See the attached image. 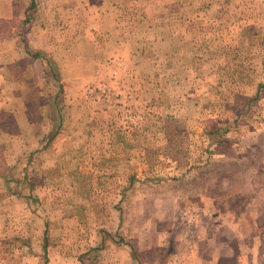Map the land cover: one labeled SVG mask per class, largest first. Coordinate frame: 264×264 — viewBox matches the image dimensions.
Here are the masks:
<instances>
[{
  "label": "rangeland",
  "instance_id": "374dc122",
  "mask_svg": "<svg viewBox=\"0 0 264 264\" xmlns=\"http://www.w3.org/2000/svg\"><path fill=\"white\" fill-rule=\"evenodd\" d=\"M3 132L0 264H264V0H0Z\"/></svg>",
  "mask_w": 264,
  "mask_h": 264
},
{
  "label": "crops",
  "instance_id": "0c3cea01",
  "mask_svg": "<svg viewBox=\"0 0 264 264\" xmlns=\"http://www.w3.org/2000/svg\"><path fill=\"white\" fill-rule=\"evenodd\" d=\"M5 136V139L7 140V141H13V140H16L17 138H18V136L17 135H10V134H8V133H0V141L1 142H3L4 141V139H3V137ZM93 137V136H92ZM83 154V152H81V155Z\"/></svg>",
  "mask_w": 264,
  "mask_h": 264
},
{
  "label": "trees",
  "instance_id": "16d2710c",
  "mask_svg": "<svg viewBox=\"0 0 264 264\" xmlns=\"http://www.w3.org/2000/svg\"><path fill=\"white\" fill-rule=\"evenodd\" d=\"M209 167V165H203L202 169H208Z\"/></svg>",
  "mask_w": 264,
  "mask_h": 264
}]
</instances>
